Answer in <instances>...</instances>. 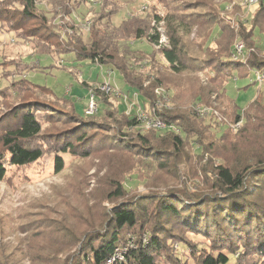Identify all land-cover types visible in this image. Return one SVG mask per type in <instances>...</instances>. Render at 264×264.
<instances>
[{"label": "trees", "instance_id": "16d2710c", "mask_svg": "<svg viewBox=\"0 0 264 264\" xmlns=\"http://www.w3.org/2000/svg\"><path fill=\"white\" fill-rule=\"evenodd\" d=\"M217 1L198 0L194 7L186 5L182 8L179 5L172 11L168 10L163 20L167 25L169 46L160 48L159 34L152 27L153 20L160 17L150 5L142 14L127 13L119 24H115L113 18L122 11H128L131 2L124 4L123 0H100V4L97 3L99 12L91 15L90 30L86 32L81 25L74 27L70 24L71 31L65 39L58 37L57 32L52 33L56 30L53 18L59 13H66L69 17L70 14H77L84 20V13L78 9H83V0H17L20 5L18 8L11 9L8 16L4 12L5 18L0 21V40L6 35L12 36L19 45L25 41L32 42L35 46L34 57L53 58L72 53L77 60L90 61L112 70L114 74L119 73L129 91L120 89L130 100L134 93L144 101L153 100L154 88L162 83L158 79L155 82L151 80L160 75L157 69L159 53L165 62V70L168 69L167 72H171V75H181L183 72L204 73L207 69L213 73L205 82L199 80V87L194 81L186 80L187 85L182 89L186 96H189L194 87L196 102L217 107L224 117L231 120L233 118L228 110L238 119L245 117L242 132L237 137L245 140L246 148L235 162L202 165L205 154L212 153L215 146L223 144L229 135L227 131L220 129L221 126H216L214 120V123L210 122L205 127V121L197 113L183 109L175 100L172 109L161 108L156 113V117L168 127L164 130L145 131L135 115H126L125 106L120 100L108 98L98 89L96 92L101 100L99 112L95 116H87L84 112L85 116L81 117L76 114L71 103L60 99L50 89L37 87L26 79L12 81L3 90L11 89L15 94H20L29 91L26 85L36 90H47L53 103H59L61 108L72 111L70 119L76 124L73 129L76 133L59 141V154L72 153L77 150L76 146L88 144L84 134L92 126V119L109 114L115 116L126 128V132L112 136L109 143L121 149L137 148L141 156L152 159L149 163L151 172L145 179L149 180L161 173L176 180L167 185L166 192L154 195L158 198L150 197L149 194L135 202L134 209L140 210L145 209V204L150 199L157 202L159 207L153 220L146 214L141 218L139 214L142 213L138 214L130 206L115 209L113 218L105 225L104 231L89 233L87 237H83V251L80 256L72 259L71 264H107L115 249L124 245L132 236L140 238L137 249L126 253V259L133 264H188L190 258L194 264H264V91L258 89V95L245 109H241L227 94V86L235 78V74L240 76L238 79L250 78L251 81L254 71L264 73V49L259 46L261 36L264 37V0H260L257 6L249 10L251 19H239L238 27L233 29L228 24L224 25L220 17L222 3ZM237 1L223 0L234 5L236 12H242ZM195 8L203 9L206 13L197 16L185 13ZM180 13L182 14L178 15ZM34 20L42 21L44 25L37 34L34 33V28L26 31L24 27V23ZM204 27L207 30L210 28L207 35H213L215 48L209 44L204 47L199 43L203 46L204 53L211 50L212 57L206 61L193 60L192 56L187 55L186 36L192 34L193 28L198 30ZM257 31L261 35H257ZM238 40H243L247 48L246 63L243 64L225 60L232 54ZM134 42L135 46H140L142 42L148 50L134 49ZM41 44L48 48L47 52L40 51ZM0 60V64H4L7 59L2 55ZM144 61L146 65L137 68V63ZM7 62L27 70L21 54L9 58ZM55 66L60 67L57 64ZM3 71L0 70V78L4 75ZM114 80V84L118 86L116 77ZM100 83L101 81L82 84L90 91ZM251 85L256 84L251 82ZM1 94L0 92V97ZM219 101L226 103L227 107L219 104ZM86 106L87 103L85 108ZM103 106L104 109L101 108ZM34 111L33 106H19L9 119L8 116L5 119L0 117V124L7 123L0 129V181L6 179L9 167L29 166L40 162L44 157L43 147L36 143L42 132L43 122L37 119ZM241 111H245L244 116ZM208 128L214 132L208 133ZM190 139L194 142H190ZM130 140L137 141L138 145L132 146ZM189 144L198 146L202 153H197L195 149L187 151ZM89 155V151L83 150L84 157ZM216 157L219 158L217 155ZM182 164L188 167V173L181 177L180 170L177 171L176 168ZM53 166L56 173H61L64 169L63 158L56 155ZM124 192L125 189L121 186L112 196L119 199L124 196ZM188 202L192 206H188ZM139 225L141 230L137 228ZM173 225L184 226L193 233L199 231L198 234L204 236L205 244L197 247L187 237H173ZM147 228L149 231L145 230ZM143 237H148L146 243L142 242ZM72 238L74 241L75 237ZM176 242L184 243L190 249V255H187L189 259L180 256L179 251L184 248L174 249ZM76 243L77 241L74 245ZM39 248V245L32 243L28 250L31 252Z\"/></svg>", "mask_w": 264, "mask_h": 264}, {"label": "rangeland", "instance_id": "374dc122", "mask_svg": "<svg viewBox=\"0 0 264 264\" xmlns=\"http://www.w3.org/2000/svg\"><path fill=\"white\" fill-rule=\"evenodd\" d=\"M196 2L198 0H123L124 4L130 3L128 11H122L116 15L113 22L119 24L127 13L129 15H132L131 13L142 14V11H145L149 5L154 9L157 16L165 19L168 10L172 11L179 5L182 8L186 5L194 7ZM237 2L240 4L241 0ZM96 3L99 5L100 0L93 2L83 0V9H78L84 13L86 17L84 20L89 19L91 21V15L99 12V6ZM217 3H222L220 17L224 25H230L231 29L235 28L233 22L238 24L239 19L243 21L251 19L249 18L250 9L236 12L234 5L223 2V0H218ZM19 6L17 0H0V21L5 18V11L8 16L11 9ZM229 7H231V11L227 10ZM59 10L62 11L63 9L59 8ZM74 11L78 13L77 10ZM185 13L197 16L206 12L203 9L195 8ZM67 15L69 14L59 13L53 18L56 30L52 33H59L58 37L60 36L61 39H65L70 34V24L74 27L75 25L80 26L77 19H82L77 14H70V17ZM40 25L41 27H39ZM43 26L42 21L37 20L24 23L26 31L34 28L36 34L41 31ZM35 27L37 28L35 29ZM161 28L162 32L168 35L165 23L163 27L161 25ZM209 29L207 30L205 27L198 30L193 28L192 34H187V55L192 56L193 60L206 61L212 57L211 50H206L204 53L202 48L208 44L215 48L212 42L213 35L211 37L207 35ZM85 34L87 35V33ZM256 34L261 35L259 31ZM13 39L12 36L4 35L2 37L0 40V57L4 55L5 59L8 60L21 54L24 57L27 70H24L25 67L20 65L15 67V64L12 65L13 63L7 62V60L4 64H0V70H4V75H1L2 78H0V92L2 93L0 117L3 116L1 118L5 119L4 117L8 116L7 119H9L19 106H33L37 119L43 122L42 132L36 143L43 147L44 157L40 162L29 166L9 167L6 179L0 181V264H63V261H66L65 264H71L72 259L80 256L83 251L82 245L85 241L83 237L89 233L104 231L105 225L112 220L115 209L129 206L134 209L135 202L144 199L149 194H151L150 197L158 198L154 195L166 192L168 190L167 185L176 182V180L161 173L155 174L149 180L145 179L151 172L149 163L152 159L141 156L137 152V148L121 149L109 143V139L115 134L126 132L122 123L115 116H109V114L92 119V126L84 134L87 136L88 144H84L82 147L76 146L77 150L72 153L59 154V141L66 138L67 135L72 137L76 133V130H73L76 124L70 119L72 111L61 108L59 103H53L47 90H36L26 85V89L29 91L15 94L11 89H3L8 87L12 81L26 79L37 87L50 89L57 97L71 103L77 115L84 117L89 90L82 83L102 81V76L107 73L106 69L92 64L90 61L77 60V57L72 53L63 54L60 57L54 56L53 58L34 57L33 48L35 46L32 42L25 41L19 45ZM61 39L59 38V41ZM260 39L259 46L264 49V37L261 36ZM199 43H202L203 46ZM9 44L11 45L8 46ZM41 45L40 51L47 52L48 48L44 47L43 44ZM134 47V49L148 50L142 42L140 46H135L134 42ZM230 56H227L225 60L234 62ZM157 58V69L160 75L155 79L151 78V80L155 82L158 79L162 83L154 88L152 101H144L139 96L135 98V101H140L146 112L156 110L155 114L161 108L172 109L174 100L183 109H190L195 113L203 108L209 109L211 111L209 115L201 116V119L205 121L204 126L207 127L214 120L215 125L221 126L220 129L227 131L229 136L223 144L219 143V147L215 146L212 153L205 154L202 165L205 163H211L214 166L224 163L233 164L237 156L241 155L246 148L245 140L237 137L242 132L245 117L238 119L239 117L228 110L233 118L231 120L224 117L217 107L196 102L194 87L189 96L183 93L182 89L187 85L186 80L187 82L194 81L195 85L199 87L200 82H205L209 75L212 76L213 73L210 69L204 73L183 72L181 75H171V72H167L168 69L165 70V62L161 54L158 53ZM237 62L243 64L241 61ZM0 63H2L1 60ZM145 63V61L137 63V68H141L140 65L145 66ZM56 64L60 67L55 66ZM161 75L165 76L160 77ZM115 77L119 84L118 87L124 92L129 91V87L124 83L122 76L115 73ZM234 77L227 86V94L241 109H245L258 95V89L261 92L264 91V84L259 88L257 84L251 85L250 78L238 79L240 77L238 74H235ZM245 88L248 89L245 90ZM157 90L159 94L156 92ZM108 98L114 99L115 97L109 96ZM219 104L227 107L224 102L219 101ZM101 108L104 109V106ZM240 113L244 116L245 111ZM126 115L128 114L126 113ZM128 116H134V114ZM5 122L6 120L2 123ZM6 124H0V129ZM149 130L145 128V131ZM212 132L214 130L208 128V133ZM190 142H194L193 139H190ZM129 143L134 147L138 145L137 141L130 140ZM197 147L189 144L187 151L191 152L195 149L197 153H202L201 149ZM83 150L89 151L90 155L84 157ZM56 155L61 156L64 160V169L61 173H56L53 166ZM176 169L177 171L180 170L181 177L182 174L187 175L188 173V167L183 164ZM121 186L125 189L124 196L119 199L113 197L116 189ZM188 204V206H192L189 202ZM158 207L159 204L150 199L145 204V209L135 208L134 210L138 214L142 213L139 214L141 218L146 214L153 220ZM172 227L173 237H187L197 247L205 244L204 236L198 234L199 231L193 233L184 226L173 225ZM137 228L141 230L140 225ZM145 230L149 231V228ZM72 237H75L74 241ZM132 237H135L137 241L140 239L136 236ZM79 238L81 239L79 240ZM76 241L77 243L74 245ZM32 243L39 245L40 248L30 252L28 247ZM176 243L174 249L184 248V250L179 251L180 256L183 259H189L187 255H190V249L184 243ZM68 257L70 258L67 259ZM163 260L165 261L164 258ZM188 264H194L193 259L190 258Z\"/></svg>", "mask_w": 264, "mask_h": 264}, {"label": "built area", "instance_id": "2783aa9c", "mask_svg": "<svg viewBox=\"0 0 264 264\" xmlns=\"http://www.w3.org/2000/svg\"><path fill=\"white\" fill-rule=\"evenodd\" d=\"M90 2H93L94 0H89ZM260 0H241L239 6L242 9H251L254 6H257L259 4ZM97 4V3H96ZM146 9V8H145ZM228 11H231V7L227 8ZM75 22V18H74ZM77 23H79L82 28L88 32L90 30L91 22L89 19L82 20L77 19ZM164 20L163 17H160V19L153 20L152 25L156 29V31L159 34V40H158V48L160 47H167L169 46V39L167 35H165L164 32H162L161 25L163 27ZM235 27H238V24L233 22L232 23ZM246 53L247 48L243 40H239L234 45V50L231 54L232 59L237 62L241 61L243 63H246ZM106 74L102 76L101 83L94 87L92 90L89 91V98L87 101V106L85 108V114L87 116H93L99 112L100 108V98L96 92L98 89L99 92L109 95L112 97L117 98L120 100L124 106L125 111L128 115L134 114L137 117V120L143 125L144 129H156V130H164L168 126L163 121L159 120L156 117V114L154 113L156 110L146 112L142 106L139 104V101H135V98L138 97L137 94H133L132 99L130 100L128 95L124 94V92L116 85L114 84L115 80V74L112 70L106 69ZM251 82L254 84H257L258 86H261L264 84V73L260 71H254L252 75ZM159 94V91H156ZM210 110L203 108L197 111V114L201 117L204 115H209ZM148 241V237H143L142 242L146 243ZM138 245V241L135 239V237H129L127 242L119 246L115 249L114 254L112 257L107 261V264H133L129 263V261L126 259V253L133 249L136 250Z\"/></svg>", "mask_w": 264, "mask_h": 264}, {"label": "crops", "instance_id": "0c3cea01", "mask_svg": "<svg viewBox=\"0 0 264 264\" xmlns=\"http://www.w3.org/2000/svg\"><path fill=\"white\" fill-rule=\"evenodd\" d=\"M87 103V102H86Z\"/></svg>", "mask_w": 264, "mask_h": 264}]
</instances>
